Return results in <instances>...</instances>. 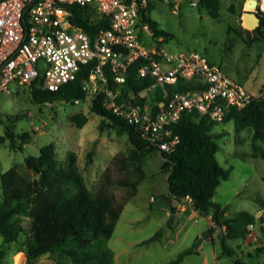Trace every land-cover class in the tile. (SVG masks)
I'll list each match as a JSON object with an SVG mask.
<instances>
[{
  "label": "rangeland",
  "instance_id": "1",
  "mask_svg": "<svg viewBox=\"0 0 264 264\" xmlns=\"http://www.w3.org/2000/svg\"><path fill=\"white\" fill-rule=\"evenodd\" d=\"M191 1L148 0L151 18L169 33L162 46L171 51L202 52L253 96L263 95L264 40H251L253 29L242 20L247 0H219L216 17L199 0H194L195 5ZM95 86H99L96 81L90 82L84 99L35 102L28 83L11 81L9 90L0 92V174L15 166L20 173L33 178L25 158L38 155L40 147L49 142L53 143L57 160L63 166L68 164L69 153H74L90 191L95 193L102 188L117 202H122L131 192L130 186L120 181L135 180L143 173L136 193L124 203L111 236L103 241L112 250L115 264H173L176 255L194 242L199 244L197 251L185 255L177 264H264V233L260 228L264 222V157L254 149L256 146L264 150V136L254 138L251 129L236 130L233 119H222L212 126L219 147L215 158L230 168L228 177L216 186L212 199L227 206L228 215L248 211L255 217L244 237L225 238L222 244L219 235L222 229L216 230L210 215L196 211L197 215H193V210L186 209L175 212L173 222L167 225L172 212L161 199L167 194V172L161 169L163 157L158 151L148 152L138 164L125 158L132 147L127 135L117 134L109 119L90 108ZM140 97L144 103L154 104L151 86L138 93L130 89L125 96L131 101ZM75 116L78 119L85 116L86 122L79 126ZM7 131L16 135L13 144ZM114 155L118 158L112 161ZM106 169L111 180L108 183L103 178ZM22 225L24 231L19 243L5 246L0 237V264H24L28 216L22 217ZM159 228L162 233L158 239L140 244ZM208 228L211 234L199 240ZM67 260L54 250L41 255L36 263L58 264Z\"/></svg>",
  "mask_w": 264,
  "mask_h": 264
},
{
  "label": "trees",
  "instance_id": "2",
  "mask_svg": "<svg viewBox=\"0 0 264 264\" xmlns=\"http://www.w3.org/2000/svg\"><path fill=\"white\" fill-rule=\"evenodd\" d=\"M219 0H199L212 17L218 15ZM76 13L74 22L84 28L100 27L102 24H89V20L81 19L77 6L73 5ZM149 2L142 12L143 21L152 30L151 36H144L146 43H151L154 37L161 36L163 40L169 35L167 31L157 26L155 19L150 16ZM260 23L252 32L251 40H264V12L259 10ZM249 32V29H246ZM162 40V41H163ZM140 60L135 61L128 69L125 82L121 85L122 96L125 97L132 89L134 93L150 87L153 80L149 77H138L136 74ZM94 65L93 61L81 63L77 77L65 83L57 90H48L41 86L39 79L32 80L30 93L33 101L46 102L63 99L66 101L84 99L88 89L84 87L83 79L88 78ZM106 74L109 72L106 69ZM95 81L102 86V81L96 77ZM109 85L112 81L109 76ZM107 84V83H106ZM199 84L193 78H179L171 84H155L152 90L155 101L152 106L158 108L157 100H164L174 91L190 90ZM165 91V92H164ZM166 94V95H165ZM165 95V96H164ZM104 92L97 90L90 102L93 112L109 119L111 127L117 134L125 133L131 149L125 157L133 163L143 162L148 152L158 151L164 161L161 169L167 172V195L178 199L186 194L192 198V207L200 215H210L214 226H219L222 232V244L225 238L244 237L248 233V226L255 220L248 211H238L232 215L226 214L227 206L214 201L212 196L221 179L228 177L230 168H225L215 158L218 150L216 135L212 126L220 120L233 119L236 130L251 129L254 138L264 136V94L253 96L244 106L224 107L222 119L214 120L207 116H197L195 113H182L172 125V131L179 135V142L171 152L159 151L142 137L140 132L130 123L115 115L102 105ZM139 99V100H138ZM133 99V102L144 103L143 97ZM79 126L86 122V117H74ZM103 121L100 122V128ZM10 143L13 144L16 135L7 131ZM255 151L264 157V150L254 147ZM118 155H114L115 161ZM26 167L34 174L33 178L20 173L15 166L0 174L2 185V199L0 200V237L3 245L19 243L24 231L22 217H29V228L24 241V264H37L36 260L46 253L58 250L69 260L58 264H115L113 252L105 246L104 240L109 238L120 216L124 203L136 193L137 185L143 173L135 180L123 179L121 184L130 186L131 192L122 202H117L102 188L95 193L85 185L74 159V153H69L68 164L61 165L56 157L52 142L40 147L38 155H28L25 158ZM108 169L103 173L105 183L110 182ZM263 202V201H262ZM170 211L175 213L173 203ZM214 227H210L212 229ZM264 233V222L260 225ZM159 228L140 244H148L161 236ZM198 243L182 249L172 260L177 264L184 256L197 251ZM261 249V247H259ZM228 252V251H227ZM2 253L0 251V263Z\"/></svg>",
  "mask_w": 264,
  "mask_h": 264
},
{
  "label": "built area",
  "instance_id": "3",
  "mask_svg": "<svg viewBox=\"0 0 264 264\" xmlns=\"http://www.w3.org/2000/svg\"><path fill=\"white\" fill-rule=\"evenodd\" d=\"M73 5L81 9V19L102 25L84 28L74 22ZM147 5L148 0H0V92L9 90L11 81L29 84L35 79L43 88L57 90L77 77L81 63L93 61L84 87L98 77L105 83L94 87L95 92H104L102 105L165 152L173 151L179 142L172 125L182 113L220 120L224 107L240 108L252 99L242 84L202 52L167 50L161 36L146 43L144 36L152 35L142 19ZM137 60V76L151 78L152 85L193 78L199 86L165 94L164 100H157L158 108L127 100L121 85ZM172 203L176 213L191 209L197 215L189 194Z\"/></svg>",
  "mask_w": 264,
  "mask_h": 264
},
{
  "label": "water",
  "instance_id": "4",
  "mask_svg": "<svg viewBox=\"0 0 264 264\" xmlns=\"http://www.w3.org/2000/svg\"><path fill=\"white\" fill-rule=\"evenodd\" d=\"M258 4V0H247L246 6L250 7L249 9H245L242 14L243 22L249 27V29H254L260 23V17L257 14L256 7ZM162 200L166 201L169 205L172 204V199L169 195H162ZM175 213H171L169 220L167 221V225H170L174 220ZM221 227L217 226L216 230L219 231ZM210 229L208 228L205 233H203L202 237L199 240H202L203 237H207L210 235Z\"/></svg>",
  "mask_w": 264,
  "mask_h": 264
},
{
  "label": "bare ground",
  "instance_id": "5",
  "mask_svg": "<svg viewBox=\"0 0 264 264\" xmlns=\"http://www.w3.org/2000/svg\"><path fill=\"white\" fill-rule=\"evenodd\" d=\"M260 6H261L262 9H264V0H261ZM244 8H246V9L248 8L249 9L250 7L245 6Z\"/></svg>",
  "mask_w": 264,
  "mask_h": 264
},
{
  "label": "crops",
  "instance_id": "6",
  "mask_svg": "<svg viewBox=\"0 0 264 264\" xmlns=\"http://www.w3.org/2000/svg\"><path fill=\"white\" fill-rule=\"evenodd\" d=\"M175 217V216H174ZM207 217H209L208 215H207ZM211 223H212V221H210ZM199 247V246H198ZM216 255V254H215Z\"/></svg>",
  "mask_w": 264,
  "mask_h": 264
}]
</instances>
